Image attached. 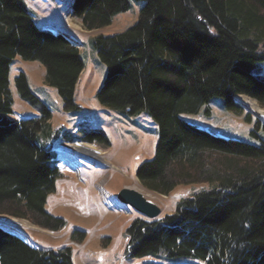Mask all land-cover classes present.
I'll list each match as a JSON object with an SVG mask.
<instances>
[{
  "label": "trees",
  "instance_id": "16d2710c",
  "mask_svg": "<svg viewBox=\"0 0 264 264\" xmlns=\"http://www.w3.org/2000/svg\"><path fill=\"white\" fill-rule=\"evenodd\" d=\"M71 1V13L89 30L130 7L129 0ZM142 1L134 24L93 39L106 66L97 100L125 117L147 111L157 123L154 156L135 171L143 187L168 194L180 183L207 186L181 196L170 213L133 218L127 254L264 264V139L225 137L180 115L199 112L213 97L235 112L243 110L240 94L264 105V78L256 74L264 70V0ZM16 55L44 64L46 83L69 109L78 107L75 86L84 62L69 36L37 26L23 0H0V214L55 230L65 221L49 213L45 201L61 173L52 150L37 142L51 111L21 72L17 89L41 112L27 119L12 115L9 71ZM85 138L108 141L102 130ZM0 264L73 262L69 246L31 245L0 225Z\"/></svg>",
  "mask_w": 264,
  "mask_h": 264
},
{
  "label": "rangeland",
  "instance_id": "374dc122",
  "mask_svg": "<svg viewBox=\"0 0 264 264\" xmlns=\"http://www.w3.org/2000/svg\"><path fill=\"white\" fill-rule=\"evenodd\" d=\"M23 1L37 26L53 28L69 36L79 48L84 66L75 86L74 100L78 107L69 109L57 89L46 83L45 66L40 60L24 59L20 55L13 58L9 71L12 115L27 119L39 116L41 112L37 105L21 97L15 82L21 72L25 73L30 90L51 111L49 126L45 132V129L40 131L37 142L45 148L50 147L53 162L61 174L56 179L55 190L47 196L45 209L62 217L65 223L53 230L28 218L1 213L0 225L15 231L16 235L32 245L51 249L69 246L73 264H143L147 261L206 264L191 257L173 260L153 255L131 257L127 254V227L133 218L141 214L130 205L117 201L120 189L134 187L141 191L147 199L161 207L159 217L174 211L181 196L207 186V183H180L168 194L143 187L135 171L141 161L154 156L157 123L147 111L125 117L97 100L96 93L105 77L106 66L97 55L93 39L98 34H114L134 24L144 1L129 0L128 10L115 14L111 23L90 30L71 13L72 1L70 6L68 0ZM256 74L264 78V70ZM248 98L253 99L256 105H250ZM236 101L242 105V112L228 109L223 98L213 97L199 112L180 115L225 137L252 143L264 139V105L245 94L238 95ZM247 113L251 114L250 119ZM99 130L105 133L107 142L85 138ZM73 143H87L91 147L81 150L69 147Z\"/></svg>",
  "mask_w": 264,
  "mask_h": 264
},
{
  "label": "water",
  "instance_id": "95a60500",
  "mask_svg": "<svg viewBox=\"0 0 264 264\" xmlns=\"http://www.w3.org/2000/svg\"><path fill=\"white\" fill-rule=\"evenodd\" d=\"M71 0H68L70 6ZM120 203L130 205L135 211L148 218H155L161 212V207L147 199L143 193L134 187H123L116 195Z\"/></svg>",
  "mask_w": 264,
  "mask_h": 264
},
{
  "label": "bare ground",
  "instance_id": "6f19581e",
  "mask_svg": "<svg viewBox=\"0 0 264 264\" xmlns=\"http://www.w3.org/2000/svg\"><path fill=\"white\" fill-rule=\"evenodd\" d=\"M57 30V29H56ZM248 100H249V102L248 103H250V105H252V106H255L256 104L254 103V101H253V99L251 100V99H249L248 98ZM69 147H72V148H74V149H80L81 150V148H90L91 147V145L90 144H87V143H73V144H69ZM50 148V147H49ZM53 160V159H52ZM6 229V228H5ZM6 230H8V229H6ZM32 245V244H31Z\"/></svg>",
  "mask_w": 264,
  "mask_h": 264
}]
</instances>
